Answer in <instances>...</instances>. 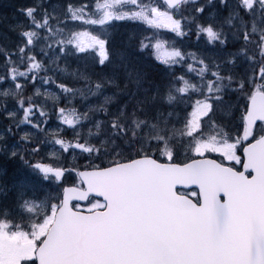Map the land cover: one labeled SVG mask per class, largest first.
I'll list each match as a JSON object with an SVG mask.
<instances>
[{
  "label": "snow or ice",
  "instance_id": "1",
  "mask_svg": "<svg viewBox=\"0 0 264 264\" xmlns=\"http://www.w3.org/2000/svg\"><path fill=\"white\" fill-rule=\"evenodd\" d=\"M17 12L0 44V157L19 165L0 182V264H264V0Z\"/></svg>",
  "mask_w": 264,
  "mask_h": 264
},
{
  "label": "trees",
  "instance_id": "2",
  "mask_svg": "<svg viewBox=\"0 0 264 264\" xmlns=\"http://www.w3.org/2000/svg\"><path fill=\"white\" fill-rule=\"evenodd\" d=\"M26 1L22 2L21 0H0V22L5 23L6 27L4 29V36L9 37L1 39L0 44L11 46L18 39L17 33L13 32L9 26L14 25L17 21L23 20V17H21L17 12V8L25 4ZM9 11L17 12V15H7ZM124 33H126V31L122 30L117 34L116 38H119L120 35ZM69 60H71V62H74L72 58H69ZM61 65H63V63Z\"/></svg>",
  "mask_w": 264,
  "mask_h": 264
},
{
  "label": "bare ground",
  "instance_id": "3",
  "mask_svg": "<svg viewBox=\"0 0 264 264\" xmlns=\"http://www.w3.org/2000/svg\"><path fill=\"white\" fill-rule=\"evenodd\" d=\"M22 2L26 1V0H21ZM29 0L26 1V3H28ZM7 15H17V12H12V11H9L7 13ZM6 25L5 23H2L0 22V39H5V38H9V37H5V32H4V29H5ZM128 35L129 33L126 32L124 34H121L119 38H117V41H124V42H127V38H128ZM11 36V35H9ZM76 62H71L70 63V66L68 67L69 71H72L75 67H76ZM70 79V78H69ZM0 165H2L4 168H6L8 166V168H10L11 166H13V163L12 162H5L4 160H0ZM18 169V168H17ZM11 171L13 172V175L11 176V179L14 180L17 176V171L13 168H11Z\"/></svg>",
  "mask_w": 264,
  "mask_h": 264
},
{
  "label": "rangeland",
  "instance_id": "4",
  "mask_svg": "<svg viewBox=\"0 0 264 264\" xmlns=\"http://www.w3.org/2000/svg\"><path fill=\"white\" fill-rule=\"evenodd\" d=\"M1 40V39H0ZM68 62L69 63H67V67H69L70 66V63H71V60H68ZM75 62V61H74ZM65 65L63 64V65H61V67H64ZM222 119H226V118H224V117H222ZM52 150H54L53 148H52V146H49V151H52ZM11 168H13V169H15L16 171H17V168H16V166L13 164V166H11L10 168H8V166L6 167V168H4L2 165H0V180L3 182V180H2V176H4L5 175V173L7 174V169L8 170H10V174L12 173V171H11ZM6 176V175H5ZM5 178V177H4ZM11 195V194H10Z\"/></svg>",
  "mask_w": 264,
  "mask_h": 264
},
{
  "label": "flooded vegetation",
  "instance_id": "5",
  "mask_svg": "<svg viewBox=\"0 0 264 264\" xmlns=\"http://www.w3.org/2000/svg\"><path fill=\"white\" fill-rule=\"evenodd\" d=\"M0 160L2 161L4 159L2 157H0ZM13 164L16 166V168L19 167V165L17 163H13ZM5 175L2 176L3 182L4 183H7L8 185H11L13 183V181H14V180L11 179V176L13 175V172L10 174V170L7 169V174L5 173ZM0 182H2V181L0 180Z\"/></svg>",
  "mask_w": 264,
  "mask_h": 264
}]
</instances>
